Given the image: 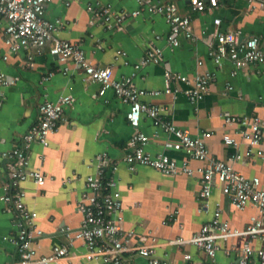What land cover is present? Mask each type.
I'll return each mask as SVG.
<instances>
[{
  "label": "crops",
  "instance_id": "1",
  "mask_svg": "<svg viewBox=\"0 0 264 264\" xmlns=\"http://www.w3.org/2000/svg\"><path fill=\"white\" fill-rule=\"evenodd\" d=\"M97 1L111 4L118 10L139 8L136 0H79L69 5L64 0H53L46 6V16L64 23L56 37L80 42L91 62L100 66L112 65L116 78L134 75L136 85L147 90L167 89V65L174 73L191 79L197 71L211 72L214 78L209 90L197 104L191 103L185 94L189 85L177 79L171 83L172 93L147 95L144 100L164 106L166 117L194 135L204 131L213 133L207 139L212 156L228 159L237 151L243 153L247 143L241 127L227 124L223 114L264 117V66L250 65L234 74L235 67L230 60L218 65L212 59L207 36L216 29L215 17H221L223 30H241L244 36L264 38V10H250L246 0H220L218 10L199 13L192 9L189 0H154L175 3L182 14L193 19L198 40L182 38L181 45L171 49L165 41L170 26L162 15L146 12L127 19L121 29L108 30L99 22L92 23L93 14L88 10V4ZM6 24L0 16V64L8 77L17 78V81L0 86V151L23 144L26 133L40 120L43 100L56 101L63 95L74 97V102L65 109L59 129L51 135L50 144L33 143L30 151V167L41 170L46 176L44 185H38L33 179L23 183L27 191L26 202L38 212L37 224L45 233L36 244L39 254H50L55 245L65 241L64 228L75 230L81 226L78 200L85 190L86 177L96 173L97 157L101 154L108 155L110 161H120L116 176L124 202L123 225L135 229L138 236L158 235L164 242L179 236L189 238L212 218L218 204L223 209V218L233 227L242 229L249 223L256 208L236 209L218 183L214 186L209 208L204 209L199 196V173L168 176L149 166L130 171L122 161L128 140L135 131L126 117L129 105L118 99L112 89L100 95L99 83L86 81L83 69L72 62L62 63L50 53L49 46L40 51L29 46L10 52L4 43ZM157 35H161L162 40L156 41ZM152 40L164 48L166 62L137 68ZM118 50L126 54L118 55ZM7 52L8 60H1ZM199 59L203 61L200 67ZM65 67L67 73H64ZM141 129L151 137L146 148L152 154L164 152L179 163L189 158L183 151L166 150L164 144L168 135L155 127L150 118H143ZM227 133L236 138L239 148L225 144L223 136ZM10 163L6 161L0 173V192L9 181ZM190 165L197 169L202 163L190 160ZM234 166L248 176H264V158L245 163L235 161ZM12 220V215L0 201V264L20 260L15 243L9 240L18 231ZM260 244L259 240L255 242V246ZM73 249L80 254L86 251L83 241L76 242ZM186 253L191 254V260L184 259ZM158 255L168 257L170 264H240L238 248L231 255L220 251L214 261L195 245H163L158 248ZM127 258V264H132L133 258ZM59 264L100 262L85 261L80 257Z\"/></svg>",
  "mask_w": 264,
  "mask_h": 264
},
{
  "label": "built area",
  "instance_id": "2",
  "mask_svg": "<svg viewBox=\"0 0 264 264\" xmlns=\"http://www.w3.org/2000/svg\"><path fill=\"white\" fill-rule=\"evenodd\" d=\"M52 1L0 0V16L7 23L4 43L9 51L15 53L29 46H34L40 51L49 46L50 53L57 56L62 63L72 62L83 69L86 81L99 83L100 95L112 89L118 99L129 105L126 117L135 131L128 140L122 161L130 171H135L139 166H149L168 176H193L199 173V196L204 209L209 208L214 186L218 183L222 193L236 209L244 210L253 206L257 212L249 223L240 229L233 227L223 218V209L218 204L212 218L189 238L179 236L164 242L158 235L138 236L135 229H127L123 225L124 202L116 176L120 161H110L108 155L101 154L97 157V171L86 177L85 190L78 200V211L82 214L81 226L75 230L64 228L62 231L65 241L55 245L50 254H39L36 244L45 233L37 224L38 212L26 202L27 191L23 183L29 179H33L38 185H44L46 182V176L41 170L30 167V151L33 143L48 146L51 135L59 129L65 109L74 102V97L63 95L56 101L45 99L40 103V120L26 133L21 146L0 151V173L6 161L11 162L9 181L3 185L0 201L5 204L6 212L12 215V221L18 229L17 234L9 238L15 243L20 254V260L12 264H59L61 261L80 257L85 261H99L100 264H127V257L133 258L132 264H170L168 257L158 255V248L163 245H195L213 261L220 251L231 255L233 250L238 248L240 264H264V176H248L234 166L235 161L245 163L255 158H264V117L224 113L227 124H238L241 127L247 148L243 153L235 152L228 159L212 156L207 139L213 133L204 131L194 135L166 117L164 106L146 102L144 97L157 96L162 92L172 93L171 83L177 79L189 85L185 94L191 103L197 104L208 92L214 74L209 71H197L191 79L187 75L174 73L167 65L165 91L138 87L134 75L116 78L113 66H100L91 62L80 42L56 37V32L64 23L60 19L53 21L46 16V6ZM74 1L79 0H64L67 5ZM136 1L139 8L133 11L118 10L101 1L91 2L88 4V10L93 14L92 23L99 22L108 30L121 29L127 19L148 12L162 15L169 24L170 31L165 38L167 47H179L182 38L193 42L198 40L193 19L182 14L175 3ZM189 2L192 9L199 13H212L221 6L220 0ZM246 2L252 11L256 8L264 10V0ZM214 24L216 29L207 36V43L210 56L218 65L226 59L230 60L235 67L234 74L250 65L264 66L263 36H244L241 30H223L221 17H215ZM158 40H162L161 35L156 36V41ZM125 54L124 51L118 50V55ZM8 58L9 52L5 53L1 60L6 61ZM165 62L164 48L152 40L136 67ZM202 65L203 61L199 59L198 66ZM67 72L65 67L64 73ZM16 81L17 78L8 77L0 64V86L14 84ZM231 88L232 86L229 87ZM144 117L150 118L155 127L161 128L168 135L164 144L166 150L183 151L189 158L179 163L167 153L154 155L148 151L146 147L151 137L141 129ZM223 140L225 144L239 148V142L229 133L223 136ZM190 160L200 161L202 165L195 169L190 165ZM258 240L261 244L255 246ZM78 241H83L86 247L82 254L73 249ZM138 258L146 261H139ZM191 258L189 253L184 255L186 261Z\"/></svg>",
  "mask_w": 264,
  "mask_h": 264
}]
</instances>
